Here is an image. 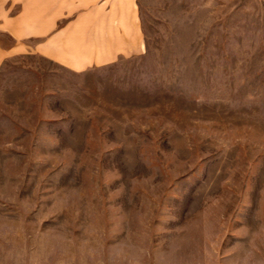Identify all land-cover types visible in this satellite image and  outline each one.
I'll return each mask as SVG.
<instances>
[{
  "label": "rangeland",
  "instance_id": "obj_1",
  "mask_svg": "<svg viewBox=\"0 0 264 264\" xmlns=\"http://www.w3.org/2000/svg\"><path fill=\"white\" fill-rule=\"evenodd\" d=\"M145 52L0 67V264H264V0H137Z\"/></svg>",
  "mask_w": 264,
  "mask_h": 264
},
{
  "label": "crops",
  "instance_id": "obj_2",
  "mask_svg": "<svg viewBox=\"0 0 264 264\" xmlns=\"http://www.w3.org/2000/svg\"><path fill=\"white\" fill-rule=\"evenodd\" d=\"M137 0H0V67L33 55L74 72L145 52Z\"/></svg>",
  "mask_w": 264,
  "mask_h": 264
}]
</instances>
